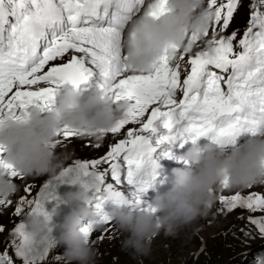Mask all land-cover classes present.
I'll return each mask as SVG.
<instances>
[{
	"label": "snow or ice",
	"instance_id": "6c2138e0",
	"mask_svg": "<svg viewBox=\"0 0 264 264\" xmlns=\"http://www.w3.org/2000/svg\"><path fill=\"white\" fill-rule=\"evenodd\" d=\"M241 3L206 0L200 12H214L209 28L185 29L184 46L173 42L157 49L145 70L131 66L132 55L124 51L125 30L141 12L156 22L171 15L170 0H0V118H19L33 107L53 111L59 89L67 84L99 87L114 103L128 105L125 118L95 139L115 138L105 154L73 159L43 182L35 197L30 198L32 186H25L29 195L19 198L14 214L26 211L29 218L46 219L48 227L32 234L27 220L11 229L0 224V234L9 231L11 241L0 252V264H15L14 257L22 264H45L53 250L63 247L54 220L63 203L61 185H79L88 193L95 215L81 231L90 240L92 224L112 221L106 203L148 208L147 193L161 175V160H173L190 143L208 141L227 148L242 136H264V0H249L247 26L237 39L238 29L224 33ZM139 46L132 26L128 49L136 48L140 56ZM92 137L64 126L53 147L64 150L79 142L98 150L102 143L85 140ZM0 169L9 179L24 177L7 161L2 145ZM245 188L225 195V179L216 211L243 209L249 223L264 234V181ZM11 203L0 198V206ZM104 238L103 233L98 237ZM53 259L61 261L62 253Z\"/></svg>",
	"mask_w": 264,
	"mask_h": 264
},
{
	"label": "clouds",
	"instance_id": "9594fccd",
	"mask_svg": "<svg viewBox=\"0 0 264 264\" xmlns=\"http://www.w3.org/2000/svg\"><path fill=\"white\" fill-rule=\"evenodd\" d=\"M170 7L173 13L160 22L143 15L133 22V28L138 31L139 52L142 55L137 56V49L129 47L132 67L148 69L157 49L173 42L183 47L185 29L203 32L214 20L212 11L201 15L205 0H170ZM104 83L107 85L110 82ZM127 109V104L114 103L99 87L79 89L70 84L62 85L53 111L42 112L40 108L33 107L22 112L19 118H0V145L6 149L7 161L24 176L48 177L38 182L36 195L43 182L58 175L68 158L54 150L58 130L68 126L99 140L102 139V132H107L125 118ZM173 161L177 166L171 167L161 182L169 186L165 191H155L146 210L113 204L108 212L119 230L129 233L122 241L124 249L147 254L152 240L159 237L157 244L165 242L164 251H168L178 244L177 241H183L192 226H198L203 231L204 227L211 226L220 216L229 213H217L220 207V193L217 195V191L225 179L229 186L224 191L227 193L264 181V136H248L242 141L238 138L227 148L208 141L190 143L177 152ZM18 187L0 169V198L8 199L18 191ZM58 193L63 203L55 210L54 220L58 225V242L64 248V264H73L74 261L90 264L95 252L81 231L85 221L95 215L87 203L88 193L72 184L61 185ZM56 217L62 219L56 221ZM28 218L26 215L24 220H27L32 234L46 231V219ZM101 225L97 222L92 227ZM3 234L9 237V231Z\"/></svg>",
	"mask_w": 264,
	"mask_h": 264
},
{
	"label": "rangeland",
	"instance_id": "374dc122",
	"mask_svg": "<svg viewBox=\"0 0 264 264\" xmlns=\"http://www.w3.org/2000/svg\"><path fill=\"white\" fill-rule=\"evenodd\" d=\"M246 136L240 137L241 141L246 139ZM89 138H85L88 140ZM108 140V141H104ZM112 140V141H110ZM93 142H96L92 139ZM103 146L98 150L81 146L79 142H74L67 149L62 150L59 154L66 155L67 162L64 164L68 166L72 163L76 156L80 157L86 155L84 159H94L105 154L108 151L109 143L115 142L114 139L104 138L100 141ZM203 142V141H201ZM83 160V158H80ZM162 165L175 166L173 160L164 159L160 161ZM42 179V176H36L30 178L28 181L21 182L18 186V191L14 194L16 199V206L20 197L29 195L24 189L26 185L32 186V193L30 198L35 197V188L38 182ZM241 192L247 191V189H239ZM155 186L149 189L147 193V199L150 200L155 194ZM220 189L217 191V195L220 193ZM233 192V191H231ZM150 194V195H149ZM225 195L229 194L224 192ZM11 206V205H10ZM9 207L5 210L4 214L0 216V224L4 225L6 229L11 228L14 224L19 223L20 220H24L27 212L21 216L14 214L15 207ZM111 202L105 204L104 208L106 212L110 211ZM249 213L243 209L237 208L231 213H225L218 218L217 222H214L209 227H204L203 231H200L198 226H192V229L184 236L183 241H177V245L173 247L170 252L165 253V242L158 243L159 237L154 241L152 240L150 251L147 254L135 253L132 249H124L122 247V241L129 235L127 232L119 230L118 226L113 221L110 224H102L98 228H94L93 234L90 237V243L95 252L94 259L90 264H195L193 260L199 258L201 255H208L212 252L213 245H217L216 252L217 259L209 264H263L264 260V234H261L257 227L250 225L248 227L239 228L237 224H248L245 216ZM257 216L261 214L257 213ZM244 219V220H243ZM255 228L254 237L247 240L249 236V230ZM7 232V230L5 231ZM104 234L105 238L101 241L98 237ZM245 233H248L247 235ZM11 241L4 234H0V252H2L6 245H10ZM4 244V245H3ZM3 246V248H2ZM173 250V251H172ZM10 255L14 256L13 249L8 247ZM64 248L60 247L53 250L45 262V264H64V258L61 261L53 259L59 253L63 254ZM15 264H22L21 260L15 258ZM168 259V260H167ZM78 264V262H73Z\"/></svg>",
	"mask_w": 264,
	"mask_h": 264
},
{
	"label": "trees",
	"instance_id": "16d2710c",
	"mask_svg": "<svg viewBox=\"0 0 264 264\" xmlns=\"http://www.w3.org/2000/svg\"><path fill=\"white\" fill-rule=\"evenodd\" d=\"M248 216H245V219L247 221L248 224H245V223H242V224H237L236 227H239V228H244V227H248L250 226L251 224L249 223L248 219H247ZM244 220V219H243ZM254 230L255 228H252L251 230H249V236L247 238V240L253 238L254 236ZM217 248V245H213V249H212V252L209 253L207 256L206 255H201L199 258L193 260L194 262H196L195 264H209L211 262H214L216 259H217V255H216V252L219 251L220 249H216ZM171 249H169L167 251L170 252ZM222 251H224L225 249H221ZM173 251V250H172ZM168 260V259H167ZM187 264H191L190 262H188Z\"/></svg>",
	"mask_w": 264,
	"mask_h": 264
},
{
	"label": "bare ground",
	"instance_id": "6f19581e",
	"mask_svg": "<svg viewBox=\"0 0 264 264\" xmlns=\"http://www.w3.org/2000/svg\"><path fill=\"white\" fill-rule=\"evenodd\" d=\"M104 141H108V140H104ZM110 141H112V140H110ZM82 156H86V155H82ZM78 156H76L75 158H77ZM68 161V160H67ZM67 161H65V163L67 162ZM174 166V165H173ZM66 167V166H65ZM150 195V194H149ZM62 219V217H56V221H60ZM4 245V244H3ZM9 245V244H8ZM2 248H3V246H2Z\"/></svg>",
	"mask_w": 264,
	"mask_h": 264
},
{
	"label": "water",
	"instance_id": "95a60500",
	"mask_svg": "<svg viewBox=\"0 0 264 264\" xmlns=\"http://www.w3.org/2000/svg\"><path fill=\"white\" fill-rule=\"evenodd\" d=\"M29 219V218H28ZM58 235V233H56Z\"/></svg>",
	"mask_w": 264,
	"mask_h": 264
}]
</instances>
